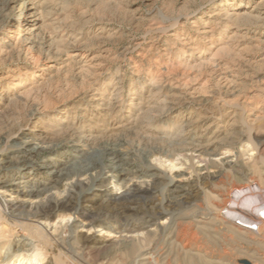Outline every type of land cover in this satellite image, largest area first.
I'll return each mask as SVG.
<instances>
[{"label":"rangeland","instance_id":"rangeland-1","mask_svg":"<svg viewBox=\"0 0 264 264\" xmlns=\"http://www.w3.org/2000/svg\"><path fill=\"white\" fill-rule=\"evenodd\" d=\"M7 1L0 0V48L5 51L0 55V142H3L0 145V179L5 176L8 180L19 169L16 168L18 164L10 165L17 151L4 149V142L22 144L30 139V145L37 148L60 143L58 149L46 153L45 157L62 161L57 164L59 169H68L69 163L78 160L73 156L65 164V152L77 155L73 151L75 138L70 136L69 128L84 126L92 130L97 146L102 144L105 135L119 136L118 149L123 155L137 166L148 164L165 180H171L177 187L175 195L186 200L173 203L172 212L184 217L196 210L203 214L210 212L214 221L201 220L197 224L182 218L171 236L169 231L161 230L168 225L165 218H161L148 227L151 232L157 231L150 239L144 236L146 230L122 232L120 228L113 229L109 226L114 225L111 219L101 217L90 224L89 219L80 215L57 213L42 217L36 223L26 221L40 234L45 233L42 241L0 218V264H80L81 245L90 249L87 264H131L134 255L126 253L124 243L138 239L142 240L137 243L143 247L142 252H155L159 258L154 264H238L239 260L264 264V232L261 231L264 224V152L258 154L250 145L264 142V35H261L264 8L260 6L252 12L253 20L239 21V27L226 24L223 17L220 20L214 16L233 12L241 1L246 5L243 12L248 13L261 0H16L11 5L13 9H6ZM30 3L50 11L48 18L39 17L36 24L40 27L44 21L49 25V29L42 31L44 35L53 31L51 40L44 39L45 36L42 39V33L37 32V39H33L37 43H33L36 45L32 50L17 41L15 30L9 29L5 22L10 13L17 15L24 4ZM184 10L194 13L187 24L179 18L175 30L161 33V28L171 24L168 18L180 17ZM31 12L24 9L19 22L26 23ZM203 28H208L210 33L201 34ZM74 41L83 46V67H67L64 56L46 61L41 55L47 46L54 51ZM191 47H195L194 51L189 50ZM228 54L235 56L234 65H239L238 70L224 64ZM214 55L216 60H213ZM243 58L247 62L242 64ZM218 69L229 72L227 78L233 81L235 91L240 89L239 92L225 94V90L216 85ZM153 84L156 87L153 88ZM170 87L175 93L187 92L199 98V106L185 105L183 109L172 106ZM100 98H112L109 112L104 110ZM223 102L246 107L248 112L240 114L238 111V117L245 119L247 129L240 132L239 123L227 129L224 124L232 115L225 116L221 123L213 120L215 123L207 129V123L199 124L189 135L203 133L210 137L212 134L217 143L208 155L190 154L185 146L191 142L190 137L178 139L175 135L181 120L179 113L201 114L213 108L214 103L219 107ZM36 107L39 112L30 116ZM169 108L173 110L167 114ZM218 112L214 110L215 117L220 115ZM148 118L155 120L150 123L154 130L140 128ZM122 126L125 127L118 128ZM36 133L46 139L38 141L33 137ZM144 134L151 139L144 140ZM93 147L92 144L83 149L77 146L82 149L80 160L85 159ZM37 164L25 171L33 173L31 175L38 180L43 179L46 186L52 188L49 195L58 200L74 196L76 179L67 180L61 176L50 180L36 170ZM105 176L106 181L93 192V201L83 204L98 214L104 213L99 203L106 194L111 199H121L126 187L141 189L142 186L143 190L151 185L149 179H135L134 176L125 178V185H121L110 173ZM56 181L60 183L55 184ZM78 181L84 186L87 184L85 177ZM162 182H155L157 187L143 194L152 199L147 213L141 212L132 219H146L152 209H158L163 198L160 195ZM0 196L25 210L38 205L42 199L24 198L4 190H0ZM70 230L73 233L70 234ZM64 231L66 234L61 242L70 253L63 252L55 258L45 239L56 240ZM169 236L175 241L171 246ZM17 240L27 242L19 253L14 252Z\"/></svg>","mask_w":264,"mask_h":264},{"label":"bare ground","instance_id":"bare-ground-1","mask_svg":"<svg viewBox=\"0 0 264 264\" xmlns=\"http://www.w3.org/2000/svg\"><path fill=\"white\" fill-rule=\"evenodd\" d=\"M15 1L16 0L7 1V3L5 4V8L6 9H8V8L13 9L14 7L13 6L11 7V5L14 4ZM238 5H239L238 7H236L235 9L232 10L233 12H223L222 14H214V16H216L217 18H220V20L223 17L224 20H226V22H225L226 24L227 23H229V24L233 23V25L237 26L238 22L241 20H244V19L253 20L254 16L252 15V12L259 10L260 6H262L261 8H264V0H261L260 3H258L255 7H253V10L248 12V13L243 12L246 8L244 1L239 2ZM24 9H30V10H32V12L29 14V16H27L26 23L25 22L21 23V22H19L18 19H19L20 15L22 14V11ZM18 12L19 13L17 15L10 13L9 17H6L5 22L7 23L9 29L15 30V34H16V36H18L17 41H19L20 44H24V47L28 45V47L31 48V50H32L34 47L33 45H36L33 43H37V42H34L36 40H33L34 38L37 39V36H38L37 32L42 33V31L49 29L48 28L49 25L45 24L44 21L42 22L43 24L40 27H38L39 25L37 26V24H36L37 20H39V17L48 18L51 13L49 14L50 11L49 12L46 11L44 7H42L41 5L37 6L35 3H30L29 5L24 4ZM56 12H59V11H56ZM172 12H170V14ZM172 14H174V13H172ZM191 16L193 17L194 13L189 12L187 10H184L183 15H181L180 17L168 18L169 22L171 24L168 27L161 28V30H162L161 33H163V30L164 31L165 30H168V31L169 30H175L176 29L175 26L177 25V23L180 20L179 18H181L182 20L184 19V21H185L184 25L187 24L186 22L189 21ZM168 19H167V21H168ZM57 20H58V18H57ZM164 24H165V21H164ZM164 26H161V27H164ZM237 27H239V26H237ZM158 29H160V28H158ZM261 29L263 31L261 33V35H264V26L263 27L261 26ZM53 30H55V29H53ZM254 31H256V30H254ZM52 32H51V34H47V35H44L42 33L41 34L42 39L44 36H45L44 39H46V37L48 40L53 39ZM158 32H159V30H158ZM196 33L199 34V29H197ZM208 33H210L209 29L203 28L201 34H208ZM173 35H171V36H173ZM8 38H10L9 40L12 41L11 37H8ZM186 41H185V43L184 42L183 43L185 45H188ZM8 45H9V42L7 43V46ZM152 45L154 46V44H152ZM82 47L76 45L75 41L73 43L69 42L62 49H57L54 51L50 49V46H47V48L42 52L41 55H44V59L46 58V61L47 60L49 61L51 59L59 60L61 56H64V57H66V60L68 62L66 64V66L69 68L76 69L79 67H83L85 64V62L82 61V60H84V57H85L83 54V48ZM194 48L191 47V49H189V50L194 51ZM1 49L2 48H0V55L5 53V51H3ZM39 50H41V49H39ZM228 56L229 57H226V59L224 60V62H225L224 64L225 65H231V67H237V70H238L239 65H237V66L234 65V57L235 56L234 55L231 56L229 54H228ZM35 58H34V61H36ZM213 60H216L215 55H214ZM242 61H243L242 64L247 62V60L245 58H243ZM80 64H82V65L79 66ZM219 65H217V66H219ZM49 68H52V67H49ZM59 70L60 69H57V72H59ZM223 70H225V69H218L217 70L216 76L218 77L217 78L218 81L216 82V85L218 87L221 86V88H223L225 90V92H224L225 94H232V93L240 90L237 87L238 90L235 91V88L233 86V84H234L233 81L228 80V78H227V74H229V72L225 70V73H224ZM213 77L214 76H211V78H213ZM237 84H238V82H237ZM153 85H154L153 88L156 87L155 86L156 84H153ZM168 93L171 94L170 95L171 96L170 104L174 107L176 106L179 109H183V107H185V105L194 106L196 104L197 106H199V102H200V101H198L199 98L194 97V96L188 94L187 92H184L182 94L179 92L175 93V92H173L172 87H170ZM151 95L153 96V95H155V93L154 94L151 93ZM92 99H95V97H92ZM99 101L101 103H103V105L105 106L104 110H107V112H109L110 108L113 106L112 98H109L107 100L104 98H100ZM226 106H227V109H225ZM37 107L34 108L35 110L33 111V113H31L30 116H35V114H37L39 112V108H37ZM96 110H99V109H96ZM172 110H173V108L166 109L167 114H169ZM214 110H215V112L219 111L218 113H220V115H217L215 117ZM238 111H240V114H242L246 111L248 112L246 107L242 106V104L241 105L240 104H229L227 102H223V105L219 106V107H218L217 103H214L213 108L206 109V110H204V113H201V114L199 112H197L196 114H193L192 113L193 111L192 112L190 111L191 113H189L188 115H183V114L181 115V112H180L179 114H180L181 120H180V124H178V132L175 134L176 138L182 139V138L190 137L189 139L191 142L185 143V146L188 147L187 151L190 152V154L201 153V154L208 155L209 150H211L213 147H215V145L217 143L216 136H212V134H211L210 137H207L206 135H204L202 133L201 135H198V136L196 135V136L191 137L189 135V133L192 131L193 128L197 127V125L202 124V123H207V125H206L207 126L206 129H207V128H209V126H211L213 123H215V122H213V120L217 121V122L220 121V123L224 122L223 118L225 116H226L225 118H227V117H229V115H232V116L229 117L227 119V121L225 122V124H224V125H226L225 127L227 129H233L234 127L237 126V123H239L238 126L240 128V132H242L243 130L247 129L246 128L247 122L242 117H238L239 116ZM139 113H141V111ZM221 113H224V114L221 115ZM137 118H138V116L135 117V119H137ZM144 118H146V117H144ZM153 121H155V120L148 118V121L142 122V125L140 128H143V129L146 128V130H154L152 128V125L150 124V123H153ZM238 121H240V122H238ZM143 123H144V125H143ZM127 124H130V123H127ZM127 124L125 126H127ZM125 126L118 127V128H123ZM127 130H130V129H127ZM227 132H229V131L227 130ZM69 133H71L70 136L72 138H75L74 141L76 142V144H75L76 147L73 149V151L77 152V155L76 154L74 155L71 152H69V153L65 152L64 153V155H65L64 159L66 161L65 164L67 165L68 161L73 156L75 159H78V160H76L72 163H69L68 169L67 168L66 169H59L57 164L61 163L62 161L59 162L57 159H54L53 157H51V158L45 157L46 153L52 152V151H55L56 149H58V147H60V145H59L60 143L59 144L57 143L54 146H52V145L51 146H45V147L41 146V147L37 148L36 146L30 145V143H29V142H31V141H29L30 139L27 140V142H24L22 144L14 143L13 145H10V144H7L6 142H4V144L2 145L4 149H12L13 148L15 151H17V154L14 158H12V162L10 163V165L14 166L15 164H18V166H16V168H19V169L16 170V173L11 174L12 177L9 178L8 180L6 179L5 176H3V179H0V190H4L5 192H14L16 195L22 196L24 198L35 197L37 199H40V198H42V199L40 200L38 205H36L34 207H29L28 210H25V208L23 206L19 207V206L11 204L9 202H6L0 196V218H3V220H4L3 222L9 224L10 226H14V228H19L21 230H24L30 236L36 237L37 239H41L42 241H44L45 233L42 232V234H40L34 227L26 224V221L33 220V222L36 223L37 220L42 218V217L48 218L49 216H51L53 214H57V213H70V214L72 213L74 215H80L86 219H89L90 224H92V222L93 223L96 221L98 222L101 219V217H103L104 219H111L112 220V222L115 226L114 225H109V226L113 227V229L120 228L122 230V232H127V231L128 232L129 231L135 232V230H137V229L141 230V231L146 230L144 236H145V238L147 237L150 239H152L155 236V233H157V231L155 233L151 232V231L147 230L148 227H150L151 224H153V222H156L161 218H165V222H168V225L164 229H161V230L169 231L171 236L176 231V228H177L176 226H177L178 221H180L182 218H185V219L189 220L190 222H194L197 224H199L201 220L214 221V217H211L212 214H210V212L207 214L206 213L203 214V213H199V210H196V211H193L190 214H188L186 217L181 215V213L176 214L175 212H172V210H170V208L173 205V203H175V202L178 203V201H185L186 202V200H183V199L181 200L177 195H175L177 193V191H176L177 187L174 186L172 181L169 180L168 178L165 180V178L163 176L155 173L154 172L155 169H153L148 164H141V166H137V165H135V163L132 162V160L130 158L123 155L121 153V151H119V149H118L120 147L118 140L121 139L119 136H112V134L111 135H105V137H103L102 144L97 146L94 143L96 141L95 140L96 137L93 136L91 129H86V128H84V126L72 127V128H69ZM157 133H163V131H158ZM104 134H106V133H104ZM187 135H189V136H187ZM33 137H37L38 141H41L42 139L43 140L46 139L45 136L43 137L39 133H36L35 136H33ZM149 137H150L149 135L144 134V136L142 138L144 140H149V139H151ZM248 139L249 138H247V141L249 142ZM218 141H219V139H218ZM2 143L3 142H0V145ZM91 144L94 145V147L92 148V150L90 151L88 156L85 159L80 160L81 159L80 155H81L82 149L85 147H89ZM250 145L253 146V149L256 153L261 154L262 152H264V142L258 141L256 144L250 143ZM77 146L81 147L82 149L80 150L79 148H77ZM159 151H161V149ZM35 162L39 163L36 165V170H38V172L44 174V176L49 177L50 180H52V178H54V177L60 178L61 176H65L67 180L76 179V183L73 186L74 188H76L74 196L68 195L67 198H64L62 200H58V199L53 198L51 195H49L50 190L52 188H48L43 179L38 180L34 176H32L33 173H31L30 171L29 172L25 171L27 169V167L35 166V164H36ZM106 173H110L111 177L116 178L117 182L120 181L119 184H121V185H125V183H126L125 178L133 177V176H134L133 178H135V179H149L151 181V183H150L151 185L149 186V184H148L145 187V189H143V190H142V186H141V189L137 188L135 186H133L132 188H128V189L126 187V190L124 192V196H122L121 199H111L109 197V195L106 194L105 198H100V203H99V206L103 207L104 213L98 214L95 212V210L92 207L86 208V207H83V204L89 203L90 201H93V197H94L93 192L95 190L99 189L101 187V185L106 181V176H105ZM81 177L86 178V180H87L86 186H84V184L82 182L78 181V179ZM160 181H163L161 184V186H163V187H162L161 192H160V195H163L162 196L163 198L161 199L162 201H161L159 207H157L158 209L157 210L152 209V211L149 213V216L146 219H140V220L132 219L133 218L132 216L139 215L141 212L147 213V209L150 208V205H151L150 201L152 199L143 197V194H145V193L147 194L149 191H153L155 189V187H157L156 186L157 184H155V182H160ZM58 183H60V182H58V181L55 182V184H58ZM181 189H184V188H181ZM190 190L191 189L189 188V191ZM180 193H181V191H180ZM182 195H184V194H182ZM204 212H206V211H204ZM15 223H17V225H15ZM156 227H159V225L156 224ZM262 227L263 228L261 231L264 232V224L262 225ZM71 233H73V231L70 230V234ZM65 234H66V232L64 231L61 234L60 238H57L56 240L51 238V237L45 239V241L48 245V249L52 250V254L55 258H57L58 254H62L63 252H65L63 254H67V255H69V253H70L65 248L63 243L61 242V237ZM175 234H177V233H175ZM24 240H17L18 244H16V250L14 251L15 253H19L21 251V249L25 245H27V242H25ZM155 240H158V239L155 238ZM164 240H165V238H164ZM140 241H142V240L138 239L137 242L130 241V242L124 243V249L126 248L125 249L126 253L128 255H131V254L134 255V259L131 262V264H154L155 262H157L159 260V258L156 257L157 255H155V252L145 253V252L141 251V250H143V247H141V246L139 247L138 246L139 244H137ZM168 241H169L170 246L172 243L175 242L173 237H170L168 239ZM164 244H165V242H164ZM89 250L90 249L88 248L87 245H81L79 247L80 252H79L78 257L81 258L80 264H87L88 259H86V256H89V254H91V253H89ZM157 253H159V251Z\"/></svg>","mask_w":264,"mask_h":264},{"label":"water","instance_id":"water-1","mask_svg":"<svg viewBox=\"0 0 264 264\" xmlns=\"http://www.w3.org/2000/svg\"><path fill=\"white\" fill-rule=\"evenodd\" d=\"M237 263H238V264H251V263L248 262L247 260H239Z\"/></svg>","mask_w":264,"mask_h":264}]
</instances>
